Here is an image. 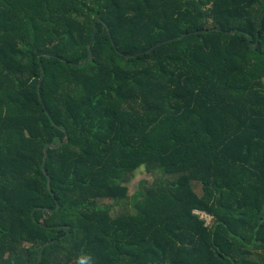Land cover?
Segmentation results:
<instances>
[{
    "label": "trees",
    "instance_id": "1",
    "mask_svg": "<svg viewBox=\"0 0 264 264\" xmlns=\"http://www.w3.org/2000/svg\"><path fill=\"white\" fill-rule=\"evenodd\" d=\"M38 263L264 264V0H0V264Z\"/></svg>",
    "mask_w": 264,
    "mask_h": 264
},
{
    "label": "rangeland",
    "instance_id": "2",
    "mask_svg": "<svg viewBox=\"0 0 264 264\" xmlns=\"http://www.w3.org/2000/svg\"><path fill=\"white\" fill-rule=\"evenodd\" d=\"M175 178V175L172 174H164L161 171L157 170L154 172L147 171L145 167L140 168L137 170L133 175H130L129 178H127L125 185L129 188L128 197L123 200H119L117 203L112 202L111 200L102 199L99 200L100 205H110L111 206V213L113 215L120 213V212H132V199L131 195L138 190L140 182L142 180L147 181L148 183H153L157 179L162 180H173ZM208 218L207 223L210 222V217L205 216Z\"/></svg>",
    "mask_w": 264,
    "mask_h": 264
},
{
    "label": "water",
    "instance_id": "3",
    "mask_svg": "<svg viewBox=\"0 0 264 264\" xmlns=\"http://www.w3.org/2000/svg\"><path fill=\"white\" fill-rule=\"evenodd\" d=\"M41 254L39 255V258H40ZM39 264V263H38Z\"/></svg>",
    "mask_w": 264,
    "mask_h": 264
},
{
    "label": "built area",
    "instance_id": "4",
    "mask_svg": "<svg viewBox=\"0 0 264 264\" xmlns=\"http://www.w3.org/2000/svg\"><path fill=\"white\" fill-rule=\"evenodd\" d=\"M211 219V218H210Z\"/></svg>",
    "mask_w": 264,
    "mask_h": 264
}]
</instances>
